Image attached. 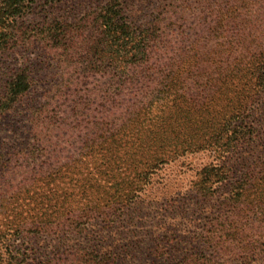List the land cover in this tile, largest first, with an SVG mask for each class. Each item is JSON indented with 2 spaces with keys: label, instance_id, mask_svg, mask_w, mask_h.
Listing matches in <instances>:
<instances>
[{
  "label": "trees",
  "instance_id": "16d2710c",
  "mask_svg": "<svg viewBox=\"0 0 264 264\" xmlns=\"http://www.w3.org/2000/svg\"><path fill=\"white\" fill-rule=\"evenodd\" d=\"M199 5L201 10L191 14L206 24L208 0ZM31 9L30 0H0V54L32 39H26L20 23ZM180 12L161 11L142 28L127 22L119 0L109 1L93 17L82 68L74 60L77 48L68 24L53 20L41 30L64 73L32 110L33 148L14 153L28 163L27 169L19 167L20 177L10 175L12 152L0 144L1 264H113L110 253L93 251L30 263L22 240L83 231L94 220L111 225L163 164L208 150L227 153L251 140L255 130L247 119L264 84V63L254 79H244L241 90L238 70L220 85L214 82L200 55L179 54L185 38L175 28ZM199 30L206 45L208 25ZM33 85L28 67L4 80L0 123ZM221 168L206 166L200 172L201 198L212 191V178L214 183L228 176L220 175ZM251 174L240 181V194L264 192V169Z\"/></svg>",
  "mask_w": 264,
  "mask_h": 264
},
{
  "label": "rangeland",
  "instance_id": "374dc122",
  "mask_svg": "<svg viewBox=\"0 0 264 264\" xmlns=\"http://www.w3.org/2000/svg\"><path fill=\"white\" fill-rule=\"evenodd\" d=\"M30 1L32 9L20 23L26 39H32L13 52L0 54V85L20 67H28L34 79L30 94L0 123V144L12 152L13 177H20L19 167H28L20 154L14 153L33 148L32 110L45 101L64 73L41 30L53 20L68 24L77 48L74 60L82 68L89 56L93 17L111 0ZM199 1L119 0V3L127 22L142 28L161 11H182L175 22V28L185 35L180 39V56L185 52L200 55L207 75L214 77V82L218 80L219 85L222 78L225 82L226 74L238 70L241 90L244 79H254L256 67L264 63V0L241 3L208 0L206 24L204 19L191 14L201 10ZM182 16L187 20L179 21ZM191 24L194 28L188 27ZM207 25L208 40L204 45L199 29ZM189 83L193 87L192 81ZM258 90L260 97L247 119L255 130L250 141L227 153L208 150L163 164L135 202L111 225L94 220L83 231L23 239L33 259L30 263L75 254L79 258V253L93 251L110 253L113 264H192L191 259L196 264H264V192L248 190L240 194V181L245 175L251 172L254 176L264 169V84ZM206 166L215 169L220 166V175L228 173V176L214 183L212 178V191L207 198H201L197 181ZM4 185L1 181L0 188ZM0 256L5 257L4 248L0 249Z\"/></svg>",
  "mask_w": 264,
  "mask_h": 264
}]
</instances>
